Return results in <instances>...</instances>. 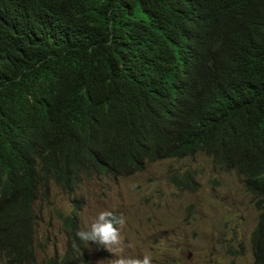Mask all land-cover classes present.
<instances>
[{
  "label": "trees",
  "instance_id": "1",
  "mask_svg": "<svg viewBox=\"0 0 264 264\" xmlns=\"http://www.w3.org/2000/svg\"><path fill=\"white\" fill-rule=\"evenodd\" d=\"M195 67L201 93L174 105ZM201 150L256 197L252 264H264V0H0L4 264L32 261L34 204L52 186L72 195ZM175 181L195 189L194 174ZM76 210L50 264L88 262Z\"/></svg>",
  "mask_w": 264,
  "mask_h": 264
},
{
  "label": "rangeland",
  "instance_id": "2",
  "mask_svg": "<svg viewBox=\"0 0 264 264\" xmlns=\"http://www.w3.org/2000/svg\"><path fill=\"white\" fill-rule=\"evenodd\" d=\"M183 172L194 174V190L180 191L168 181ZM38 201L36 264L65 251L62 220L74 205L80 209V229H87L101 211L123 215L125 255L150 253L152 264L253 262L249 241L258 212L252 196L241 177L222 171L204 155L150 162L143 171L117 179L85 180L72 195L52 186L48 199ZM112 258L91 253L92 264H109Z\"/></svg>",
  "mask_w": 264,
  "mask_h": 264
},
{
  "label": "clouds",
  "instance_id": "3",
  "mask_svg": "<svg viewBox=\"0 0 264 264\" xmlns=\"http://www.w3.org/2000/svg\"><path fill=\"white\" fill-rule=\"evenodd\" d=\"M189 71H190L189 72L190 74L188 75V73H186L187 75H185V76H187V77L185 78V80L180 85H178L176 87L177 92L175 93V95L173 96V99H172L174 105L178 106L184 102H187V101L190 102L195 97H198V92L201 93L202 87L205 83L204 78L198 77V75H200L201 73L197 72V67H195L194 69H191ZM211 81L214 82L213 80H211ZM189 109H190V106L188 105L187 113H188ZM174 112H175V108H174ZM177 120H179V119H177ZM192 126H194V128H196L195 123ZM167 143L169 145L170 150L173 149L174 151H177L176 147L173 146V138L169 139L167 141ZM196 155L206 156V154L204 152H202V150L191 155V156H177L173 153L170 156V152H169L167 155H165V158H161V159L156 160V161H162V160H168V159L183 160L184 158L188 159V158H192ZM206 157H208V156H206ZM208 158H210V157H208ZM150 162L151 161H145V165L147 163H150ZM152 162H155V161H152ZM145 165H144V167H145ZM144 167H143V169H144ZM143 169L141 171H143ZM141 171H137L135 173H138ZM135 173H133V174H135ZM188 173H190L193 176V173H191V172H183L181 175H179L178 173H174L168 177V181L170 182V184H172L176 189H178L180 191L190 190L187 188L180 189V187L177 186V182L175 181V180H178V179L185 177L186 174H188ZM133 174H131V175H133ZM131 175H129V176H131ZM126 176H121V177H126ZM104 178H110V177H104ZM118 178H120V177H118ZM112 179H114V178H112ZM244 186H245V184H244ZM245 189H246V187H245ZM190 191H192V190H190ZM74 193H72V194H74ZM249 194L252 196L253 204H254V207L256 209V206H255L256 205L255 204L256 197L251 192H249ZM74 206L77 207V205H74ZM72 209H74V207ZM72 209H71V211H72ZM79 210H80L79 208H78V210H76V217L78 216ZM257 212L259 214L258 210H257ZM34 215H36L35 209H34ZM257 219H258V215H257ZM77 220H78V217H77ZM125 224H126V219L123 215L117 216L113 212L105 210V211H101L96 216L94 221L91 223V225L87 229H80V227L78 226V228L80 230H78L76 232V236L81 241L85 242L84 244H82V247L87 253L86 260L88 262L84 263V262H82V260H78V261L74 260L73 264H92L91 253H93V252L95 255L100 256V257H106L109 254H111V256L113 258L109 261V264H152V255L150 253L143 255L142 258L125 255L126 244H125L124 237L122 235V230L124 229ZM256 224H257V220H256L254 227L256 226ZM36 227H37V223L36 224L34 223V230H33L34 232H33L32 238H31L32 249H33V259L29 264H36L35 263L36 262V258H35L36 252H35V244H34L35 235H36ZM253 228H252V230H253ZM249 242H250V246H251V233H250V241ZM66 249H67V246H66ZM66 249H65V251H66ZM251 249H252V247H251ZM65 251H63L60 255H57L56 252H54L52 254V256L49 257L45 261V264H50L51 259L54 257H56L57 260L62 258ZM252 256H253V254H252ZM0 264H4L2 260H0Z\"/></svg>",
  "mask_w": 264,
  "mask_h": 264
}]
</instances>
